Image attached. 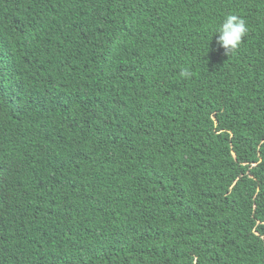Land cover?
Listing matches in <instances>:
<instances>
[{
	"label": "trees",
	"instance_id": "1",
	"mask_svg": "<svg viewBox=\"0 0 264 264\" xmlns=\"http://www.w3.org/2000/svg\"><path fill=\"white\" fill-rule=\"evenodd\" d=\"M0 264H264V0H0Z\"/></svg>",
	"mask_w": 264,
	"mask_h": 264
},
{
	"label": "clouds",
	"instance_id": "2",
	"mask_svg": "<svg viewBox=\"0 0 264 264\" xmlns=\"http://www.w3.org/2000/svg\"><path fill=\"white\" fill-rule=\"evenodd\" d=\"M248 32L249 26L245 18L238 14H227L215 30V34H219L216 37V44L224 49L225 54L229 55L239 49ZM182 75L187 76L190 73L185 70Z\"/></svg>",
	"mask_w": 264,
	"mask_h": 264
}]
</instances>
